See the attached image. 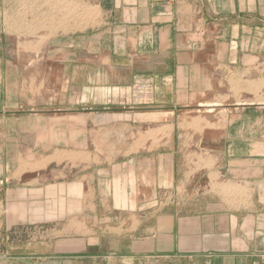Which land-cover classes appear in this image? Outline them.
<instances>
[{
    "label": "crops",
    "instance_id": "obj_1",
    "mask_svg": "<svg viewBox=\"0 0 264 264\" xmlns=\"http://www.w3.org/2000/svg\"><path fill=\"white\" fill-rule=\"evenodd\" d=\"M70 1L95 14L65 34L48 33L46 13L28 22L0 13V133L22 134L6 146L0 136V264H264V0ZM15 36H70V50ZM37 52L44 67L20 76ZM68 65L85 80L34 75ZM140 86L150 111L105 120L90 108L84 140L79 115L45 113L106 105L111 88ZM63 93L73 96L66 104ZM195 108L205 125L178 131L176 113ZM144 119L166 130L161 146L135 141ZM105 131L101 146L95 134ZM199 131L213 135L197 159ZM91 163L102 167L79 171ZM196 164L214 183L205 202L191 186L203 173L187 176ZM162 193L182 199L165 204Z\"/></svg>",
    "mask_w": 264,
    "mask_h": 264
},
{
    "label": "rangeland",
    "instance_id": "obj_2",
    "mask_svg": "<svg viewBox=\"0 0 264 264\" xmlns=\"http://www.w3.org/2000/svg\"><path fill=\"white\" fill-rule=\"evenodd\" d=\"M7 0H0V13H11L14 15H25L28 17L27 22L29 20V16L28 15H34L36 16V18H38L39 14H43L46 13L47 14V26H48V33H69L72 30V26L78 24L77 21L80 22V20H83V22L86 21L88 14H90L91 16L94 13V11H92V9H89V6H87L86 4L83 3H78L76 4L75 2H72L70 0H10V4H6ZM9 9V10H8ZM21 24H23V21H20ZM36 25H39L38 21H35ZM81 24V23H80ZM7 29L5 32L0 31V38L2 36V40L4 43V39L5 37H7ZM10 33H12L11 31H9ZM23 33V32H22ZM15 39H17L19 42H32L31 44H38L39 40H51L50 43V47H54V46H58V47H62V49H66L69 48L67 46H69L71 44V37L70 36H62V37H31V36H15ZM47 47H49V45H47ZM66 50H70V49H66ZM24 55L23 53H16L15 56L17 58V56H22ZM34 55L36 56L35 59H33V63L31 64V66H27L26 68H21L18 71V74L20 76H24V77H28L31 75V72H35L32 71L33 69L31 67H34L36 65H40L42 63V66L44 67L45 63H44V59L39 62L41 60V58H45V54L44 52H37L34 53ZM59 55L61 56V54L59 53ZM33 56V58L35 57ZM51 56H54L51 55ZM62 56H64L63 58L67 59L70 57V52H64L62 54ZM49 62V61H48ZM49 64V63H47ZM41 70H39L37 72V76H41L43 79L42 80H85V76L86 73H80V74H74L72 67H70L69 65L64 68H57V67H50L47 66L45 69L39 68ZM3 78H5L6 76V69L3 68L2 69V73L0 74ZM33 75V73H32ZM114 76H117V73H114ZM114 78V77H113ZM28 80V79H27ZM76 87V86H75ZM143 88L140 86L139 88H137V90L134 92H130V90H118V89H113L111 88L109 90V97H108V102L106 105H102V106H90L89 104H87L86 102L83 104H79V105H75L73 107H69V108H63L61 110L58 111H54L51 110V108L46 107V111L45 113L47 114V117H52L54 115L57 116H66V115H79L80 120L78 121V127H79V138L81 139H85V137H87V133H85V122L83 121L82 118H84V116L90 112V108H100L98 111V115H101V118L108 120L111 116L113 119L114 116L116 114H122V115H128L129 117L131 115L134 114H138V113H145L150 111V105L149 103V98L150 95L147 94L144 90H142ZM143 92V93H141ZM72 94L71 93H63L62 95V102L64 104H66L68 101H70ZM98 102V101H96ZM140 103V104H139ZM202 109L200 108H195L194 111H191L189 113L183 111H179L176 113V121L179 125L178 127V131H183L184 128H186L189 124V126H194L193 128H195L196 130H200L202 129V126L205 125L206 123V115L203 114L201 112ZM186 113V114H185ZM129 117H124V118H129ZM219 116L217 115V112H215V114L211 115L210 119L211 120H215L216 118H218ZM121 119V117L119 118ZM135 120L138 122L139 120L136 118L135 116ZM149 119H144V121H140L139 124L140 126L137 125V128L135 130V135H134V139L136 142H138V140L143 144V148L147 143H151V142H158L159 146H161V144L163 143V141L167 138V132L165 129L162 128H158V130H152V127L155 126H150V123H147L146 121ZM191 122V123H190ZM108 123V122H106ZM65 125V124H63ZM188 128V127H187ZM197 130V131H198ZM106 132V131H105ZM119 132H120V141L121 138L122 141L125 140V133H126V128L125 126L121 125L119 123ZM10 136H14V137H18V136H22L21 133H8L7 132V128L3 127V132L0 133V136L2 138V140L4 141V146L8 145L9 142H6V139L9 138ZM213 135V132L211 133H203L199 131V136L197 138L193 137L196 139V148L193 149V151L195 152L193 154V156H196L197 159H200V157H205L206 155V150L205 148H203L202 146H200L202 140L206 139H211ZM111 135L109 134V132L107 133H96L95 134V142L96 143H100L101 146L104 144V141L108 140L109 137ZM0 138V140H1ZM91 138H92V134H91ZM92 140V139H91ZM188 140V138H187ZM108 143V142H107ZM106 143V144H107ZM81 146H84V141L82 144H80ZM109 145V143L107 144ZM204 145V144H202ZM210 145V144H209ZM122 146V145H121ZM212 146L214 147V145L212 144ZM108 147V146H107ZM108 149V148H106ZM8 151L7 147H5L3 150H0V153L3 152V155H5L4 153H6ZM159 151H162L161 149ZM86 156H83L80 154L79 158L80 160H87V158H85ZM95 163L99 164L98 161V157H95ZM84 165L85 167H79V171L82 173H86L89 172L91 173L90 170H94L98 169L102 166H98V165ZM206 166V165H204ZM89 167L88 171L87 168ZM94 167V169H93ZM193 168L194 170H196V172L199 173H203L200 175L203 176H197L196 180L191 184L192 186V191L194 193V199H199L202 198V201L205 202L207 200H209L208 197H205L207 193L213 192L214 191V183H210L212 184L211 186L209 184H206V181L204 180V171H200L201 167L199 166V164L196 165H187V176L188 173L190 172V169ZM211 177L213 178V176L211 175ZM180 193H182V190H180ZM170 197V196H168ZM167 197V195L165 194H160L159 195V202L165 203V204H171L173 202V199H178L181 201L182 196L179 197H171L170 199ZM213 199V197H211V200ZM169 202V203H168Z\"/></svg>",
    "mask_w": 264,
    "mask_h": 264
}]
</instances>
